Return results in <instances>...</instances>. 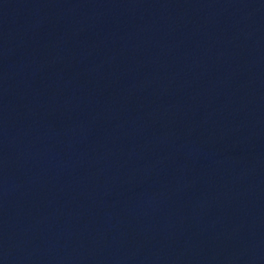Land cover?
Here are the masks:
<instances>
[{"label":"water","instance_id":"water-1","mask_svg":"<svg viewBox=\"0 0 264 264\" xmlns=\"http://www.w3.org/2000/svg\"><path fill=\"white\" fill-rule=\"evenodd\" d=\"M0 264H264V0H0Z\"/></svg>","mask_w":264,"mask_h":264}]
</instances>
